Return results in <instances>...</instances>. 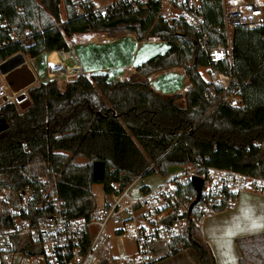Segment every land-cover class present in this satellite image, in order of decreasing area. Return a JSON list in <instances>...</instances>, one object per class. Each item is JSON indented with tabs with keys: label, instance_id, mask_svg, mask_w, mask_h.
<instances>
[{
	"label": "trees",
	"instance_id": "obj_1",
	"mask_svg": "<svg viewBox=\"0 0 264 264\" xmlns=\"http://www.w3.org/2000/svg\"><path fill=\"white\" fill-rule=\"evenodd\" d=\"M92 1V0H89ZM0 0V15L28 28L32 44L12 45L0 51V61L23 51L30 58L44 52L68 51L67 39L79 34L123 30L137 41L156 39L166 49L135 67L127 80L111 81L106 74L79 76L61 90L57 81L40 83L28 91L30 105L0 106V187L20 180L24 166L38 159L50 161L57 174V194L69 219L89 217L95 208L94 185L104 192L113 183L126 185L140 174L166 176L169 169L199 164L264 178V159L255 143L264 139V21L253 30L234 26L233 63L212 68L199 35L190 26L163 21L159 5L147 2L132 9L116 2L105 17L77 16L73 0ZM203 31L211 47L226 43L222 0L202 5ZM58 24V26H55ZM182 68L190 89L183 94L161 95L148 78ZM206 68L231 73L237 81L242 105L221 101L222 88L205 82L198 73ZM77 159L85 162L78 164ZM102 162V182L92 180V164ZM202 218L190 222L176 241L174 254L190 248L199 264H216L199 228ZM239 264H264V234L236 240Z\"/></svg>",
	"mask_w": 264,
	"mask_h": 264
},
{
	"label": "built area",
	"instance_id": "obj_2",
	"mask_svg": "<svg viewBox=\"0 0 264 264\" xmlns=\"http://www.w3.org/2000/svg\"><path fill=\"white\" fill-rule=\"evenodd\" d=\"M77 16L93 13L105 17L113 2L73 0ZM131 4L137 10L148 1L159 5L163 21L182 22L199 35L203 52L212 68L233 63L232 40L228 28L242 26L253 30L264 21L263 5L246 3L241 8L224 12L226 43L211 47L206 44L203 31L202 5L206 0H115ZM63 5V0H60ZM58 26V24H55ZM28 28L12 24L0 15V51L16 45L25 49L32 44ZM68 51L42 53V76L31 65L30 58L18 51L4 60L20 57L16 73H28L26 82L32 83L15 90L7 83V75L0 73V106L12 104L19 108L17 98L50 80L73 83L86 70ZM40 55V56H41ZM56 60H50L51 56ZM216 84L222 88L221 101L238 108L242 100L235 88L237 81L231 73H216ZM23 82V79L21 80ZM25 82V83H26ZM24 83V84H25ZM20 85V84H19ZM16 88V87H15ZM257 147V146H256ZM20 180L11 186L0 187V264H152L174 254L177 240L188 230L190 222L217 212L231 209L240 193L254 190L264 193V178L234 170L186 164L169 169L167 176L153 186L140 184L138 175L126 185L113 183L109 192L95 199L92 214L85 218L66 217L63 201L57 194V174L50 161L38 159L24 166ZM156 175V174H155ZM202 181L199 198L192 178Z\"/></svg>",
	"mask_w": 264,
	"mask_h": 264
},
{
	"label": "crops",
	"instance_id": "obj_3",
	"mask_svg": "<svg viewBox=\"0 0 264 264\" xmlns=\"http://www.w3.org/2000/svg\"><path fill=\"white\" fill-rule=\"evenodd\" d=\"M113 1L105 0L102 3ZM62 19V21L65 20L63 17ZM232 34L233 28H228L230 40H232ZM66 41L68 45H74L73 59L86 70L87 77L101 73L106 74L111 81L127 80L135 74L137 65L159 54L167 47L165 42L154 39L139 42L132 34L111 36L107 33H87L75 35ZM149 45H153V49L149 48ZM159 46L161 48L158 52L156 47ZM41 66L43 67V65L38 67ZM38 67H35L36 71ZM37 74L42 76L39 71ZM148 81L151 87L161 95L185 94L191 87L182 68L156 73L150 76ZM243 193L245 195L236 199L231 209L203 218V221H207L226 215L228 225L218 240L212 241V234H208L204 228L203 233L202 227L199 226L202 240L210 247L216 264H239L241 253L236 240L264 234V193L254 190ZM253 222L259 226L254 227ZM218 228L221 227L218 225L216 229ZM229 232L233 234L229 235ZM152 264H199V262L194 250L187 248Z\"/></svg>",
	"mask_w": 264,
	"mask_h": 264
},
{
	"label": "rangeland",
	"instance_id": "obj_4",
	"mask_svg": "<svg viewBox=\"0 0 264 264\" xmlns=\"http://www.w3.org/2000/svg\"><path fill=\"white\" fill-rule=\"evenodd\" d=\"M101 1L104 2L105 0H101ZM246 3H254V4L258 5V6L263 5L258 0H222L223 12L227 11L228 9H230L231 11H235L238 8L240 9L241 6H243ZM59 12H60V17H61V21H62L63 20L62 17L65 18V11H64L63 5H61V4L59 6ZM107 34L108 35H111V36H115L117 34H127V33L124 32L123 30H117V31H114V32H107ZM148 40H151V39H147L146 41H148ZM154 40H156V39H154ZM149 48H152L153 49V45H149ZM156 48H157L156 50L159 52V50H160L161 47L159 46V47H156ZM163 51H161L160 53H162ZM42 63H43V57L41 55L39 57L34 58L33 61L31 62V65L32 66H35V67H38V66L42 65ZM38 71L40 72V74L42 73V75H43L44 70H43V67L42 66L41 67H38L37 72ZM198 73L200 74L201 78L205 82H209L211 85L212 84H216V77H215V74L213 73L212 70H208L206 68H199L198 69ZM27 76H28V73H26L24 71L21 72L20 74L9 75L7 77V83L11 86V88H14V89L21 88L22 84H24L26 82V80L28 78ZM25 77H27V78L25 79ZM22 79H23V82H21ZM57 85L62 90L63 89V86L65 84L62 81H57ZM2 86H3V83H2V80L0 79V88ZM181 96L183 97V94H181ZM255 145L258 148V151L260 153V157L262 159H264V139L262 141H259V142L255 143ZM76 162L78 164H81V163H84L85 161L82 160V159H77ZM166 176H162V175L156 174V175H153V176L144 177L141 180L140 184L147 185V186H153L155 184L160 183L162 177H166ZM103 192L104 191H103L102 185L97 184V185H94L92 187V193L94 194L95 199L97 201H100V199L103 196ZM243 195H245V193H240L237 196V199L239 197L243 196ZM225 216L226 215H220V216H217V217H215V218H213L211 220H207V221H205V220L203 221V219H202V221L200 222V225L199 226L202 227L201 228L202 229V232H203V228H204L205 231L208 234H212V236H213L212 241L213 240H218L219 237L223 235V230H225V227H227V225H228V221L225 218ZM218 225L221 228L216 229V227Z\"/></svg>",
	"mask_w": 264,
	"mask_h": 264
},
{
	"label": "water",
	"instance_id": "obj_5",
	"mask_svg": "<svg viewBox=\"0 0 264 264\" xmlns=\"http://www.w3.org/2000/svg\"><path fill=\"white\" fill-rule=\"evenodd\" d=\"M22 62V59L18 56L12 59H9L8 61H6L5 63L0 65V73L2 75H13L14 73H16L15 68ZM32 83V79L28 80L25 84H23L22 87H25L29 84ZM18 89V88H17ZM15 89V90H17ZM16 102L19 105V109L20 110H24L26 109L29 105L30 102L29 100L26 98L25 95H21L17 98ZM5 127V123L4 122H0V132L1 130ZM105 176V166L102 162H95L92 164V180L94 182H102ZM192 185L195 189V192L197 194L196 200L193 204H195L199 198V194H200V190L202 187V181L201 179L197 178V177H193L192 180Z\"/></svg>",
	"mask_w": 264,
	"mask_h": 264
},
{
	"label": "snow or ice",
	"instance_id": "obj_6",
	"mask_svg": "<svg viewBox=\"0 0 264 264\" xmlns=\"http://www.w3.org/2000/svg\"><path fill=\"white\" fill-rule=\"evenodd\" d=\"M253 226H254V227H257V226H259V225H256L255 222H253ZM232 234H233L232 232H229V235H232Z\"/></svg>",
	"mask_w": 264,
	"mask_h": 264
},
{
	"label": "bare ground",
	"instance_id": "obj_7",
	"mask_svg": "<svg viewBox=\"0 0 264 264\" xmlns=\"http://www.w3.org/2000/svg\"><path fill=\"white\" fill-rule=\"evenodd\" d=\"M50 60H56V58H55L54 56H52V57L50 58Z\"/></svg>",
	"mask_w": 264,
	"mask_h": 264
}]
</instances>
